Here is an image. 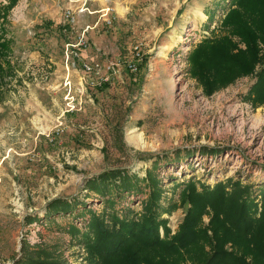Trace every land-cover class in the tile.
<instances>
[{"label":"rangeland","instance_id":"rangeland-1","mask_svg":"<svg viewBox=\"0 0 264 264\" xmlns=\"http://www.w3.org/2000/svg\"><path fill=\"white\" fill-rule=\"evenodd\" d=\"M225 1L17 0L0 20L14 68L0 101V264H14L22 243L84 264L66 228L88 215H43L52 199L82 200L85 181L106 169L144 177L158 159L166 199L180 190L167 177L264 188V105L242 99L254 74L210 97L187 74V52L221 34ZM185 151L193 157L166 167ZM142 198L129 206L139 211ZM185 209L165 216L172 233Z\"/></svg>","mask_w":264,"mask_h":264},{"label":"trees","instance_id":"trees-1","mask_svg":"<svg viewBox=\"0 0 264 264\" xmlns=\"http://www.w3.org/2000/svg\"><path fill=\"white\" fill-rule=\"evenodd\" d=\"M6 1L0 20L17 2ZM225 2L228 7L222 8L221 34L201 40L187 52V74L206 97L254 74L242 99L256 108L264 105V0ZM6 34L0 26V101L5 80L14 71L8 59L11 40ZM218 152L202 148L198 154L217 157ZM189 154H177L172 159L175 162L166 167H174L180 160L187 162L193 157H187ZM157 160L144 177L126 168L104 170L85 181L82 200L52 199L43 218L69 215L81 207V215L88 217L81 216L80 228L69 225L66 229L71 245L84 249V264H264L263 187L255 190L233 178L212 185H199L190 178L178 186L177 179L167 177L180 190L166 199ZM140 196L141 208L135 211L129 205ZM85 199L100 202L102 212L88 209ZM183 207L184 215L172 233L165 216ZM35 218L26 217V221L29 224ZM14 264L68 262L55 245L30 248L22 243Z\"/></svg>","mask_w":264,"mask_h":264},{"label":"built area","instance_id":"built-area-1","mask_svg":"<svg viewBox=\"0 0 264 264\" xmlns=\"http://www.w3.org/2000/svg\"><path fill=\"white\" fill-rule=\"evenodd\" d=\"M135 49H137V48H135ZM131 66H132V65H131ZM84 68H85V71H86V72L90 71V68H89V67H86V66H85Z\"/></svg>","mask_w":264,"mask_h":264},{"label":"crops","instance_id":"crops-1","mask_svg":"<svg viewBox=\"0 0 264 264\" xmlns=\"http://www.w3.org/2000/svg\"><path fill=\"white\" fill-rule=\"evenodd\" d=\"M203 15H205V14H203ZM205 17H206V15H205Z\"/></svg>","mask_w":264,"mask_h":264}]
</instances>
